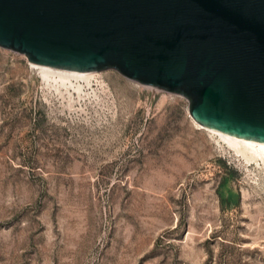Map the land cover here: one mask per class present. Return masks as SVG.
<instances>
[{"label":"rangeland","instance_id":"374dc122","mask_svg":"<svg viewBox=\"0 0 264 264\" xmlns=\"http://www.w3.org/2000/svg\"><path fill=\"white\" fill-rule=\"evenodd\" d=\"M0 47V264H264V160L114 69Z\"/></svg>","mask_w":264,"mask_h":264},{"label":"water","instance_id":"95a60500","mask_svg":"<svg viewBox=\"0 0 264 264\" xmlns=\"http://www.w3.org/2000/svg\"><path fill=\"white\" fill-rule=\"evenodd\" d=\"M0 47L114 69L183 96L205 127L264 143V0H0Z\"/></svg>","mask_w":264,"mask_h":264},{"label":"bare ground","instance_id":"6f19581e","mask_svg":"<svg viewBox=\"0 0 264 264\" xmlns=\"http://www.w3.org/2000/svg\"><path fill=\"white\" fill-rule=\"evenodd\" d=\"M34 67H37L40 69V72L46 79H53L54 81H60L63 84L65 82L70 83V80L74 78L76 79H84L85 81H88L90 77H92L96 72H74V71H68V70H60V69H54V68H49L41 65H36L32 64ZM50 79V80H51ZM194 120V119H193ZM195 121V120H194ZM195 123L201 127V128H206L214 134H218L223 140L227 141L231 145H233L237 151L243 153L245 156L252 157V158H262L264 160V143H259V142H254L246 139H241V138H236L234 136L224 134L215 130H212L208 127H205L195 121Z\"/></svg>","mask_w":264,"mask_h":264}]
</instances>
